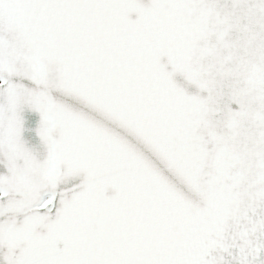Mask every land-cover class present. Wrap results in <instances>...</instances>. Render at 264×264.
Returning <instances> with one entry per match:
<instances>
[{"label":"snow or ice","instance_id":"6c2138e0","mask_svg":"<svg viewBox=\"0 0 264 264\" xmlns=\"http://www.w3.org/2000/svg\"><path fill=\"white\" fill-rule=\"evenodd\" d=\"M0 264H264V0H0Z\"/></svg>","mask_w":264,"mask_h":264}]
</instances>
